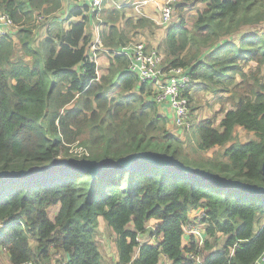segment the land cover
Wrapping results in <instances>:
<instances>
[{"label":"trees","instance_id":"1","mask_svg":"<svg viewBox=\"0 0 264 264\" xmlns=\"http://www.w3.org/2000/svg\"><path fill=\"white\" fill-rule=\"evenodd\" d=\"M198 4L189 28L187 11ZM75 6L65 21L86 13ZM0 8L19 25L14 38L0 37V172L51 167L65 144L80 142L89 154L82 159L118 161L150 152L264 188V0H181L167 28L118 10L102 20L103 44L114 52L138 35L156 38L160 29L157 50L165 69L183 68L196 86L215 92L221 110L197 123L189 115L184 141V132L168 130L153 84L130 72L127 57L109 55L110 67L97 76L87 58L93 40L85 23L67 32L56 21L58 33L38 42L64 0H0ZM251 63L257 69L249 75ZM117 89L125 94L112 96ZM238 130L254 138L242 142ZM194 135L200 141L196 136L189 152ZM214 148L223 151L214 159L204 156ZM70 158L80 160L65 148L62 160ZM192 214L205 215L202 246L186 243ZM101 218L113 234L118 264H199L192 256L202 264H255L264 254V200L146 166L105 177L78 171L0 184V258L52 264L64 255L69 264H103Z\"/></svg>","mask_w":264,"mask_h":264},{"label":"built area","instance_id":"2","mask_svg":"<svg viewBox=\"0 0 264 264\" xmlns=\"http://www.w3.org/2000/svg\"><path fill=\"white\" fill-rule=\"evenodd\" d=\"M179 1L181 0H130L122 3L119 7L128 10L134 9L136 15L147 18L144 10L151 5L155 8L156 23L163 27L173 22L175 4ZM76 3L83 6L87 5L90 13L97 20L101 18L104 9L116 5L115 0H76ZM0 25L4 26V28H0V37L9 36L14 38L15 32L19 29V25L9 19L1 8ZM101 54H117L127 57L130 72L136 74L142 83H152L154 85L156 91L154 101L159 108L172 114L171 119L165 116L170 120L172 126L182 133L191 128V121L189 120L190 101L187 94L193 90L195 83H193L187 70L183 68L165 69L163 56L157 48L149 49L142 41L132 42L122 50L114 52L104 46L99 36H95L87 53V58L95 64L98 77L101 75L99 71ZM70 155L79 159L89 156L88 152L82 147L76 154L71 151ZM204 217V214L197 215L192 224L185 228L186 243H198L200 246L204 244L206 239L205 228L202 224ZM192 259L202 264L200 257L192 256ZM59 264H69V261L66 259ZM255 264H264V254L259 257Z\"/></svg>","mask_w":264,"mask_h":264},{"label":"water","instance_id":"3","mask_svg":"<svg viewBox=\"0 0 264 264\" xmlns=\"http://www.w3.org/2000/svg\"><path fill=\"white\" fill-rule=\"evenodd\" d=\"M146 166L163 167L170 172L184 176L192 181L204 182L212 185L214 188L235 192L241 196L264 200V188L262 187L244 184L239 181L227 180L221 178L219 175L188 167L173 156L150 152L130 155L118 161L108 158L101 161L70 158L68 160L63 159L54 161L53 165L48 168L39 169L34 167L30 168L28 171L0 172V184L30 182L38 176L44 179L54 173H75L78 171L90 173L93 177H105L109 176L115 169L129 171L133 169L139 170Z\"/></svg>","mask_w":264,"mask_h":264},{"label":"crops","instance_id":"4","mask_svg":"<svg viewBox=\"0 0 264 264\" xmlns=\"http://www.w3.org/2000/svg\"><path fill=\"white\" fill-rule=\"evenodd\" d=\"M127 1H130V0H127ZM115 2H116V5H112V6H110V8L107 7L108 9H104L102 11V16H101V18L99 20L95 19L92 16V14L90 13L88 6L84 5L87 8V11H85L86 13H83L80 16L75 17V18H73L71 20L65 21L67 19V17H68L69 8L74 9V8H76L75 5L81 6V7H84V6L77 4L76 0H64V8H63V10L55 15L56 19H51V22H50L49 26L46 27V30L40 31L43 34L41 36L42 38H40L38 40V42L39 43L42 42L44 39L48 38L49 36H52L53 34H55L58 31L59 26L56 24V21H58L59 23H62V24L64 23L65 24L64 25L65 31H67V32L71 31V25L72 24L77 23V22L78 23L79 22L80 23H85V35L87 34L86 31H87L88 22L92 21L91 22L92 23L91 30H92V34H93L92 38H94L95 36H99L102 39V37H101L102 36V32H104L106 30L105 29L106 26L103 25L102 20L104 19L105 16L107 18L108 12H110V11H115V10L124 11L126 16H127L128 12L130 11L132 16L131 15L127 16L128 18H131V19L145 18V17H141V16L136 15L134 9L128 10L126 8L119 7V5L124 3L123 0H115ZM144 13L147 16L146 19L152 20L155 24H157L156 23L157 22V16H156L155 8H153L151 5H149V6H147L145 8ZM0 28H4V26L0 25ZM47 32H48V34H46ZM161 37H162V31H160V33L155 38V40H157V43L155 41H154V43L157 46H158V41L160 40ZM142 42L145 43L146 45H148V43H146L144 41H142ZM157 46H155V48H157ZM100 62H101V66L104 65V71L102 72V74L106 73L108 68L110 67L111 57L109 55H105V54L102 55L101 54ZM80 69H81V66H75L73 70L76 71V72H80ZM149 86L152 88V91H154V89H153L154 85L152 86L150 84ZM192 91L193 90H191L190 94L193 97ZM143 96H146V95H143ZM149 98L150 97H148L146 99L149 100ZM151 100H153V98H151ZM159 109H160V114L162 115V117L165 118V116H167L169 119H171L170 118L172 116L171 113H167L165 111V109H162V108H159ZM168 121H169V125L172 126V123L170 122V120H168ZM99 231H100V233H99V240L98 241H99V243H100V241H102L105 244V247H102V246L99 245L100 246V252H101L102 258H103V264H118V255H117V250H116L115 244L113 243V234H112L111 230L107 227V224H106V222L104 220H102L100 222ZM101 231H104V232H101ZM143 240L144 239H141V242ZM66 259H67V257L64 256V255L56 256L54 258L52 264H59L61 261L66 260ZM56 261H59V262L57 263ZM107 261H109V262H107ZM0 264H10V262L8 260V257L6 255H4L3 257L0 258Z\"/></svg>","mask_w":264,"mask_h":264},{"label":"rangeland","instance_id":"5","mask_svg":"<svg viewBox=\"0 0 264 264\" xmlns=\"http://www.w3.org/2000/svg\"><path fill=\"white\" fill-rule=\"evenodd\" d=\"M200 7L202 8V5L198 4L196 7L189 8V10L187 11V15H186L187 27H189V28L192 27L193 22H194V20L197 17V14H198L197 12H198ZM130 15L132 16L131 12L129 11L127 16H130ZM175 18H177V15L174 14V20H175ZM91 22L92 21L88 22L87 31L86 32H87L88 35H91V38H92L93 34H92V30H91V26H92ZM168 26H163L162 27V26L158 25L159 28H167ZM160 31H161L160 29L156 30L157 34H159ZM46 34H48V32ZM92 40H93V38H92ZM137 41H144V42L148 43L147 46H148L149 49H155V46H157L154 43V41L157 43V40H155V38H141L140 35H138V36L135 37V40L133 42H137ZM15 54H17V53L14 52V57H16ZM100 66H101V64H100ZM256 69H257L256 64L255 63H251L249 65V67L245 69V72L247 74H249V75H252L255 72ZM99 71L102 74V72L104 71V65H102L99 68ZM263 76H264V70H263V73H262V75L260 77H263ZM238 80L240 81L241 78L238 77ZM58 89H60V88H58ZM120 94H125V93H123L120 89H117L115 92L111 93L112 96H118ZM192 95H193V102L191 103V105L189 107V111H190V117L191 118L195 117V119H196L195 122L196 123L197 122H201L203 120L212 119L216 114H218L219 110H221V104L218 102V98L215 95V92L211 91L206 84H204V85L201 84L200 86L194 85L193 91H192ZM221 116L222 115H218L217 124L219 123V121L221 119ZM191 120L193 121V119H191ZM167 128L173 135H175V133H179V134L182 133V132H178L177 129H175L174 127L170 126L169 124L167 125ZM185 133L186 132H184L183 134L179 135L181 137V140H183V141L186 140V137L188 136ZM237 135H238V139L241 140L242 142H246V141L251 140V139L254 138L253 134H249V133H247L244 130H238L237 131ZM196 136L198 138V141H200V137L198 135H194V137L192 138L191 143L189 142L190 144H189L188 148H186V150H188L189 152L193 151V149H195L197 147L196 141H195ZM79 143L80 142H76L74 144H65L64 147L69 149V154H70L71 151L73 152V154H76L80 150ZM65 148L62 149L60 160H62L63 156L65 157ZM222 151L223 150L220 149V148H214V149L210 150L209 152H207L206 154H204V156H206L207 158H211V159L213 158L214 159L216 157V155L219 154ZM200 155H202V154H200ZM57 211H58V209H56V208L55 209H50V211H49L50 218H53L54 215L57 213ZM196 216H197V214H194V215L192 214L191 219H193V218L195 219ZM102 220L103 219L101 218L99 222H101ZM101 232H104V231H101ZM99 233H100V231H99ZM147 240L149 241L148 236H147ZM100 246L105 247V244L102 241H100ZM107 262H109V261H107Z\"/></svg>","mask_w":264,"mask_h":264}]
</instances>
